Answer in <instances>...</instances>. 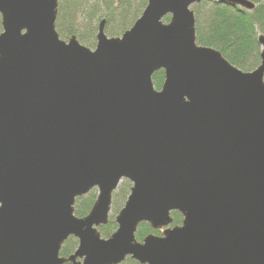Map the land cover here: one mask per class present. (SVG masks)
I'll return each instance as SVG.
<instances>
[{
  "label": "water",
  "instance_id": "95a60500",
  "mask_svg": "<svg viewBox=\"0 0 264 264\" xmlns=\"http://www.w3.org/2000/svg\"><path fill=\"white\" fill-rule=\"evenodd\" d=\"M58 1L0 0V264H264V36L241 72L197 45L203 0H147L120 37L101 20L91 50L59 38ZM141 224L161 235L137 241Z\"/></svg>",
  "mask_w": 264,
  "mask_h": 264
},
{
  "label": "trees",
  "instance_id": "16d2710c",
  "mask_svg": "<svg viewBox=\"0 0 264 264\" xmlns=\"http://www.w3.org/2000/svg\"><path fill=\"white\" fill-rule=\"evenodd\" d=\"M255 5L252 11H244L236 7H229L217 3L202 1L199 5L191 7L195 20L196 43L218 51L229 64L241 72H251L260 64V47L257 37L264 36V0H247ZM146 5V0L139 5L141 10ZM129 0H59L55 30L60 39L66 40L76 36L78 42L84 47L95 45L96 22L105 20V34L109 38L120 37L127 31L141 10L137 9ZM168 18L164 22H168ZM1 33V23H0ZM163 82V72L159 71L152 76V83L159 90ZM130 183L122 181L113 197L119 194L111 204V213L115 214L122 205V200L127 198ZM96 192L93 190L86 196L75 201L74 215L84 217L89 212L95 200ZM171 227L181 224L182 218L176 212L170 214ZM116 225L109 218L108 224L99 229L101 237H108ZM154 234L160 236L159 231H152L147 224L138 226L135 238L141 241L143 237ZM77 241L70 238L60 249V257H68L76 249ZM122 264H137L126 259Z\"/></svg>",
  "mask_w": 264,
  "mask_h": 264
},
{
  "label": "rangeland",
  "instance_id": "374dc122",
  "mask_svg": "<svg viewBox=\"0 0 264 264\" xmlns=\"http://www.w3.org/2000/svg\"><path fill=\"white\" fill-rule=\"evenodd\" d=\"M130 3L134 6H138L137 9L140 11L142 7H140L139 5L142 3V1H145V0H129ZM142 11V10H141ZM141 14V13H140ZM99 21V20H98ZM96 22V25L98 26L99 22ZM97 26H96V29H97ZM97 33V32H96ZM95 43H96V40H95ZM95 45L93 47H90L92 50L94 49ZM119 196V194L117 193V195L115 197L112 198V202H114V199H116L117 201H119V198H117ZM126 198L122 200V205L121 207L119 208V210L122 208L124 202H125ZM119 210L115 213V214H112L111 211L109 213V218L112 217V219L114 220V217L116 216V214L119 212Z\"/></svg>",
  "mask_w": 264,
  "mask_h": 264
},
{
  "label": "flooded vegetation",
  "instance_id": "af4514ba",
  "mask_svg": "<svg viewBox=\"0 0 264 264\" xmlns=\"http://www.w3.org/2000/svg\"><path fill=\"white\" fill-rule=\"evenodd\" d=\"M122 207H123V206H122ZM108 221H109V220H108ZM107 224H108V223H107ZM107 224H106L105 226H107ZM105 226H101V227H105ZM101 227L98 228V231H99V229H100ZM115 230H116V229H115ZM115 230H114L113 232H115ZM113 232H112V233H113ZM112 233H111V234H112ZM111 234H110V235H111ZM110 235H109V236H110ZM100 236H101V235H100ZM109 236H108V237H109ZM108 237H106V238L102 237V238H103V239H107ZM69 239H70V238H69ZM75 240H76V239H75ZM76 241H77V240H76ZM67 242H68V241H67ZM67 242H66V243H67ZM76 247H77V246H76ZM74 251H75V250H74ZM73 253H74V252H73ZM73 253H72V254H73ZM72 254H71V255H72ZM69 256H70V255H69ZM69 256H68V257H69ZM66 258H67V257H66Z\"/></svg>",
  "mask_w": 264,
  "mask_h": 264
}]
</instances>
